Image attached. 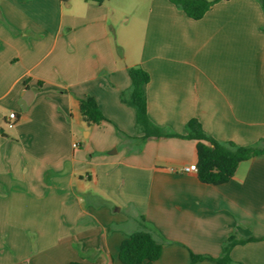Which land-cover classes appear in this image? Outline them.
I'll list each match as a JSON object with an SVG mask.
<instances>
[{"label":"crops","instance_id":"0c3cea01","mask_svg":"<svg viewBox=\"0 0 264 264\" xmlns=\"http://www.w3.org/2000/svg\"><path fill=\"white\" fill-rule=\"evenodd\" d=\"M134 67L150 77L149 119L179 136L140 139L122 101ZM86 97L106 122L83 120ZM192 119L264 147L258 0L218 1L200 20L168 0H0V264H123L142 226L165 242L152 264H217L191 254L217 259L230 237L255 239L231 250L236 264H264V155L204 184L182 172L198 162Z\"/></svg>","mask_w":264,"mask_h":264},{"label":"trees","instance_id":"16d2710c","mask_svg":"<svg viewBox=\"0 0 264 264\" xmlns=\"http://www.w3.org/2000/svg\"><path fill=\"white\" fill-rule=\"evenodd\" d=\"M66 2L67 0H62ZM97 4L111 0H93ZM175 7L182 10L190 19L200 20L207 11L221 0H168ZM264 12V0H258ZM131 86L127 93H123L122 101L133 107L137 116V129L140 139L162 138L179 136L166 133L162 128L152 123L148 116L146 87L150 77L141 67L129 69ZM80 110L83 120L88 125H100L107 119L100 111L93 97L80 100ZM188 139L196 140L198 153V172L200 182L219 186L228 183L235 175L239 164L256 156L264 155V147L238 146L232 142H219L209 136L197 119L186 124ZM255 241V239L238 240L230 237L224 245L222 255L213 259L209 256L191 254L192 263L203 260H214L217 264H236L230 257L231 250L236 245ZM165 242L146 226L131 234L121 244L119 259L123 264H152L157 261L163 252Z\"/></svg>","mask_w":264,"mask_h":264},{"label":"built area","instance_id":"2783aa9c","mask_svg":"<svg viewBox=\"0 0 264 264\" xmlns=\"http://www.w3.org/2000/svg\"><path fill=\"white\" fill-rule=\"evenodd\" d=\"M17 121V115L16 113H11L7 120H6V126L7 128L11 129L14 127L15 123ZM78 145L75 144L74 147L76 148ZM182 172L183 173H196L198 172V167L196 164H193V165H189V166H185L183 169H182Z\"/></svg>","mask_w":264,"mask_h":264},{"label":"water","instance_id":"95a60500","mask_svg":"<svg viewBox=\"0 0 264 264\" xmlns=\"http://www.w3.org/2000/svg\"><path fill=\"white\" fill-rule=\"evenodd\" d=\"M23 109H25V107L23 106Z\"/></svg>","mask_w":264,"mask_h":264}]
</instances>
